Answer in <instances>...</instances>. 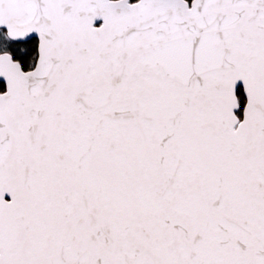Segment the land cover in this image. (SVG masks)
Wrapping results in <instances>:
<instances>
[{
    "label": "snow or ice",
    "instance_id": "snow-or-ice-1",
    "mask_svg": "<svg viewBox=\"0 0 264 264\" xmlns=\"http://www.w3.org/2000/svg\"><path fill=\"white\" fill-rule=\"evenodd\" d=\"M0 264H264V0H0Z\"/></svg>",
    "mask_w": 264,
    "mask_h": 264
}]
</instances>
